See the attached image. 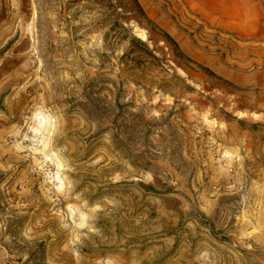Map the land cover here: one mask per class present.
Here are the masks:
<instances>
[{
	"label": "rangeland",
	"instance_id": "374dc122",
	"mask_svg": "<svg viewBox=\"0 0 264 264\" xmlns=\"http://www.w3.org/2000/svg\"><path fill=\"white\" fill-rule=\"evenodd\" d=\"M198 1L0 0V264H264V18Z\"/></svg>",
	"mask_w": 264,
	"mask_h": 264
},
{
	"label": "crops",
	"instance_id": "0c3cea01",
	"mask_svg": "<svg viewBox=\"0 0 264 264\" xmlns=\"http://www.w3.org/2000/svg\"><path fill=\"white\" fill-rule=\"evenodd\" d=\"M198 3L211 18L227 17L225 13H221L224 10H233V18L246 19L248 24H259L264 18V0H199Z\"/></svg>",
	"mask_w": 264,
	"mask_h": 264
}]
</instances>
